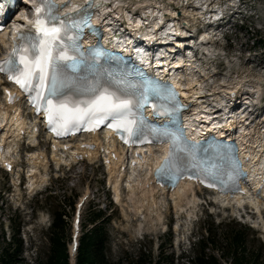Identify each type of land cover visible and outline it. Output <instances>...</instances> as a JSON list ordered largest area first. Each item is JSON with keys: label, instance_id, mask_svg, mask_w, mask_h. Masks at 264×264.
<instances>
[{"label": "rangeland", "instance_id": "1", "mask_svg": "<svg viewBox=\"0 0 264 264\" xmlns=\"http://www.w3.org/2000/svg\"><path fill=\"white\" fill-rule=\"evenodd\" d=\"M160 1L167 4L175 3L176 0ZM246 3L250 8L246 15L250 16L236 21L237 24L224 33L227 35L226 44L221 42L223 46L219 47L223 48L226 54L222 63H211V58H205V64H201L199 60L197 62L200 66L196 67L199 73L194 74V79H200L202 86L213 89L214 92L222 85L239 80L243 84V90L257 88L258 83L261 85L259 88L264 86V0H247ZM2 104L0 97V105ZM259 105L264 107V100L259 102ZM13 112L8 110L11 115ZM259 113L254 123H264L263 109ZM23 118L28 121L29 116L24 114ZM4 130L6 128L2 129ZM11 130L13 127L9 128V131ZM31 145L36 147L31 149ZM31 154L44 156L42 163L45 165L37 167L43 182L32 190L28 188L27 179L30 169L28 159ZM6 155V159L14 168L8 173L0 170V248L12 235L19 238L22 247L20 259L24 264H35L34 259L46 252L48 242L45 231L50 222V215L55 211L66 212L63 220L67 248L68 239L71 237L72 218L67 207L69 202L80 204L77 236L84 231L85 218L93 205H97V208L109 217V222L105 224L108 237L106 256L111 262L119 260L120 264H133L141 255V264H149L161 252L163 255H172L173 264H183L177 257L182 250L187 254L191 252V245L185 243L188 232L196 229V237L204 236L203 231L197 229L199 226L214 231L219 242L224 231L239 229L245 234L246 247L260 250L259 254L264 258V218L257 221L249 216V221V218L238 219L233 208L228 211L218 207L206 209L203 203L207 199H214L203 191L193 205L190 204L180 212L173 210L167 197H158L156 202H160L159 206L157 205L160 221L154 223V229H148L146 221H142V214H137V217L130 214L131 203L127 200L128 193L124 183L119 185L120 201H115L112 188H107L110 182L107 169L98 158L78 162L69 170L62 168L60 163H66L62 159L64 154L57 153L56 157L61 160L52 158L49 145L41 135L34 142L10 143ZM155 216L156 213L150 215L151 218ZM194 219L197 222H194ZM137 222L141 225L140 229ZM219 245L216 244L217 247ZM196 248V245L192 247V251ZM213 254L218 264H229L227 256H220L219 251H213Z\"/></svg>", "mask_w": 264, "mask_h": 264}, {"label": "snow or ice", "instance_id": "2", "mask_svg": "<svg viewBox=\"0 0 264 264\" xmlns=\"http://www.w3.org/2000/svg\"><path fill=\"white\" fill-rule=\"evenodd\" d=\"M35 20L32 32L20 33L8 58L0 61V73L7 75L8 80L18 85L26 94H34L31 103L47 114L49 123L59 124L66 130L69 126H81L86 131H95L105 119L114 123L109 127L116 131L126 132L130 137L141 135L139 125L143 120L129 119L134 108H141L148 103L149 92L158 96L157 86H138L115 76L108 84H88L78 77H70L68 70L79 71L82 59L69 55V51H80L77 43L82 37L81 24L71 16L61 19L55 0H34ZM88 24V20L83 21ZM82 57V53L80 54ZM100 55V53H96ZM70 89L88 94L87 99H63L53 103L52 97ZM174 95V94H173ZM11 99V97H10ZM57 135L62 134L60 131ZM160 135L172 140V147L164 157L158 174L170 172L180 165L182 158L177 155L176 138L167 130ZM127 142V141H125ZM183 151V150H181Z\"/></svg>", "mask_w": 264, "mask_h": 264}, {"label": "bare ground", "instance_id": "3", "mask_svg": "<svg viewBox=\"0 0 264 264\" xmlns=\"http://www.w3.org/2000/svg\"><path fill=\"white\" fill-rule=\"evenodd\" d=\"M140 2H143V1L140 0ZM208 2H209V0H205L203 3H201L200 0H193V1L176 0L175 1V3L177 5H179L180 14L189 18L191 21L201 19V18L203 19L204 13H203L202 7L207 5ZM143 4L153 5L151 8L158 7L159 9H161V12L166 9V5H167L165 3H160L157 0H146L143 3H139V5H143ZM189 8L191 9V12H189ZM168 11L169 10H167V12ZM181 11H183V13ZM187 11H188V13H187ZM154 13H156V12L152 11V10L150 11L149 17L151 19H154L153 18ZM157 13L154 16L157 15V17H158L160 15ZM202 36L208 37L207 33H205ZM198 48L205 49V46L199 44ZM176 59L178 60L177 65L180 62H185V64H184L185 68L184 69L188 72V78H190L189 79L190 82L187 84V86H192V85L200 86L201 83L199 82V80L192 78V76H194V75H192L193 74L192 71L195 67L194 62L191 59L185 60L182 58V56L181 57L178 56ZM179 76L180 77L183 76L182 73L178 74V77ZM205 77H206V74H205ZM239 81H236L235 83L241 84V82H239ZM230 84L231 83H228L226 85H230ZM256 85L261 87L260 83H258ZM222 86H224V85H222ZM222 86L218 87V89H219V90L217 89L218 91L214 92L213 89H211L210 91L213 93V95L214 94L217 95V93L221 91L220 88H222ZM19 105L20 104H18V103L14 104V105H10V106H6L4 104L3 107H0V121H1L0 126L2 125V123H4L3 127L6 124H9V127L13 126V130L9 131V135H7V133H5V132L1 133L2 138L0 139V144L2 145V151L0 153V158L4 157V155L7 154V150L9 148V145H6L4 143L3 138H5V140L10 139L9 143H11V142L13 143L22 135L21 133L24 132V134L27 136V139H30V140L34 139L33 134L30 132L31 126L27 125L28 123H26L24 121V119H22V116H20V113L18 111ZM9 109H14V113L16 112V114H13V115H11L12 113L9 114L8 113ZM8 115H10V116H8ZM243 132H246V131H243ZM198 134L201 135L202 132L199 131ZM7 141L8 140H6L5 142H7ZM81 141H84L85 143L91 144L93 146L92 149L86 150V151L81 150L80 149ZM251 141H252L251 143H254V144L257 143V148L255 149L257 153L254 154L251 151L249 152V155L253 159V162H251V164L248 166L256 174V176H255V178H250L251 180H249V182L251 183L252 186H254V184L262 185L261 195L264 197V131L261 133H257L255 138ZM103 145L104 146H102L101 138L99 136H97V135L89 136V137L85 136L84 140H80V141L78 140L76 143L71 144L72 147L70 148V154L68 153V151H66V152L68 153V156L72 161H74L72 159V155L75 151H76L75 153H80L81 156L85 155V158L88 161H92L97 157V153L99 152L100 148L103 147V149L104 148H108L111 150L113 149V143H110V142L106 143L105 142ZM60 148H62V145H58L56 143H52V145H51V156H52V158H56L57 161L61 160L59 157H56L57 153L64 154V152L59 151ZM79 150H80V152H79ZM84 153H86V154H84ZM164 155H165V153H164ZM164 155L161 158H163ZM104 156L106 158L107 154ZM114 156H115L114 157L115 159L111 163L106 165L107 174H108V178H109L108 181L112 182L114 199L117 202L120 201L119 200L120 199V191H119V187H118L120 184L119 179L125 175L126 180L122 179V181L126 185L125 187H126V190L128 193L127 200L131 203L130 214H132L134 217H137V214L138 215L140 214L139 216H141V214H142V217H143V218L141 217L142 221L143 222L146 221V224H148L147 225L148 229H154L155 228L154 223L155 222L158 223L160 221V215L157 214L158 210H159L157 208V205L159 206L158 203H160V202H156V199L158 197H160V196L168 197L171 200V205H172V208L175 212H180L182 209L187 208V206H189L190 204L193 205L195 203L197 194H196L195 189H193L191 184L188 182H185V181L179 182L177 184V186L170 192L166 191L163 187L155 186L153 183H151L150 177H147L148 175H151V172H152V170L150 169V166H149L150 161H151L150 158L147 159L144 163H139L134 167L128 168V170H126L127 172L125 173V170H123L122 172L118 170L120 166L123 167V165H124L123 151L121 149H119L118 152H115ZM161 158H160V160H161ZM43 159H44V156H39V155H34V154L29 155L28 161L30 164V169H29V174L27 175V179H28V188L30 190L36 188L39 184H41L43 182V178L40 177L39 173L36 170L37 167H39V166L40 167L45 166L42 163ZM159 161L156 162L154 165L157 166ZM136 173H138V174H136ZM260 180H263V182L259 183ZM241 188L244 191L243 195H236L233 197V199L231 201H227L225 199L222 200V198H219V200L222 202L225 201V204L227 206H230V207H232L231 204H233L234 207L243 208L242 204L248 203L249 206H252L254 208L257 217L260 220H262L261 219L262 214L260 213L259 209H260V207H264V199L260 200L257 197H255L253 195L252 191H250V189H247L244 185H242ZM216 198H218V197H216ZM160 201H161V198H160ZM144 212H146V214H144ZM153 213H156L155 218L150 217V215H152ZM135 220H136V218H135ZM138 220H140V219H138ZM137 227H138V229H140V227H141L140 223H138V222H137ZM73 249H74L73 245H69L70 256L73 255ZM69 260H70V264H72V257H70Z\"/></svg>", "mask_w": 264, "mask_h": 264}, {"label": "trees", "instance_id": "4", "mask_svg": "<svg viewBox=\"0 0 264 264\" xmlns=\"http://www.w3.org/2000/svg\"><path fill=\"white\" fill-rule=\"evenodd\" d=\"M67 207L72 211L73 202L67 203ZM50 217L45 234L48 242L47 249L41 257L36 259L35 264H67L63 220L66 212L55 211ZM108 222L109 217L105 216L97 205H93L85 218V229L77 239L75 264H120L119 260L111 262L106 256L108 237L105 224ZM202 230L204 236L192 246L196 245V250L192 251L191 248L188 254L180 253L178 260L181 263L218 264L213 251H219L220 256H227L229 264H264V258L259 254L260 250L246 247L245 234L241 230L224 231L220 242L214 231L204 227ZM216 244H220L221 247L220 245L217 247ZM21 248V240L12 235L0 248V264H24L20 259ZM141 262V255H139L133 264H141ZM149 264H173V256L163 255L160 252Z\"/></svg>", "mask_w": 264, "mask_h": 264}]
</instances>
